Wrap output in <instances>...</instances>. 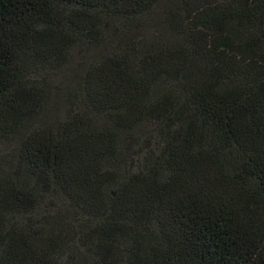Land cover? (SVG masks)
Masks as SVG:
<instances>
[{
    "label": "trees",
    "instance_id": "trees-1",
    "mask_svg": "<svg viewBox=\"0 0 264 264\" xmlns=\"http://www.w3.org/2000/svg\"><path fill=\"white\" fill-rule=\"evenodd\" d=\"M0 264H264V0H0Z\"/></svg>",
    "mask_w": 264,
    "mask_h": 264
}]
</instances>
